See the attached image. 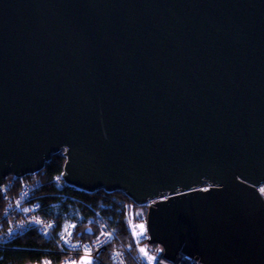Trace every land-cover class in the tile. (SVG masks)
<instances>
[{
	"label": "water",
	"instance_id": "95a60500",
	"mask_svg": "<svg viewBox=\"0 0 264 264\" xmlns=\"http://www.w3.org/2000/svg\"><path fill=\"white\" fill-rule=\"evenodd\" d=\"M61 151L169 263L264 264V0H0V188Z\"/></svg>",
	"mask_w": 264,
	"mask_h": 264
},
{
	"label": "trees",
	"instance_id": "16d2710c",
	"mask_svg": "<svg viewBox=\"0 0 264 264\" xmlns=\"http://www.w3.org/2000/svg\"><path fill=\"white\" fill-rule=\"evenodd\" d=\"M65 162L66 157L61 151L47 162L43 171L24 178L6 179L5 190L0 188V234L10 228V219H14L13 215L8 217L5 213L9 201L16 197L26 183L39 179L40 185L34 192L33 201L41 205L39 212L44 218H51L58 223V229L70 219H74L79 222L82 239H91L93 235L89 230L97 231L100 226L106 225L115 232L116 239L101 255V262H90L111 264L112 248H126L132 244L126 219V204L132 201L120 191L109 193L103 189L88 193L67 186L59 179L63 174ZM90 220L93 223L89 224ZM58 249L56 237L48 240L38 233L36 228H29L23 234L14 235L0 249V264H41L44 261L60 264L64 255H61Z\"/></svg>",
	"mask_w": 264,
	"mask_h": 264
},
{
	"label": "built area",
	"instance_id": "2783aa9c",
	"mask_svg": "<svg viewBox=\"0 0 264 264\" xmlns=\"http://www.w3.org/2000/svg\"><path fill=\"white\" fill-rule=\"evenodd\" d=\"M62 175L59 179L66 184ZM39 185V179L26 183L16 197L9 201L5 213L8 217L13 215L14 219H10V228L0 234V249L14 235L23 234L29 228H36L38 233L43 234L48 240L57 238L58 251L64 255L60 264H77L83 257L91 258L92 263L101 262V255L116 239L115 232L106 225L100 226L97 231L89 230L93 235L91 239H82L79 222L74 219H70L62 225L61 229H58V223L51 218H44L39 212L41 205L33 201L34 192ZM257 190L264 200V185L258 186ZM168 198L167 196L162 200ZM152 203L149 202L145 206H138L134 202L126 204V219L132 244L126 248L118 246L112 248L111 264H171L163 258L165 255L163 246L148 241L151 236L148 229L147 213ZM91 223L93 221L90 220L89 224ZM173 261L172 264H204L199 257L195 255L191 257L185 252H180ZM43 264L53 263L44 261Z\"/></svg>",
	"mask_w": 264,
	"mask_h": 264
},
{
	"label": "rangeland",
	"instance_id": "374dc122",
	"mask_svg": "<svg viewBox=\"0 0 264 264\" xmlns=\"http://www.w3.org/2000/svg\"><path fill=\"white\" fill-rule=\"evenodd\" d=\"M258 187V186H257ZM207 188H209V186H203V189H207ZM140 208V207H139Z\"/></svg>",
	"mask_w": 264,
	"mask_h": 264
},
{
	"label": "snow or ice",
	"instance_id": "6c2138e0",
	"mask_svg": "<svg viewBox=\"0 0 264 264\" xmlns=\"http://www.w3.org/2000/svg\"><path fill=\"white\" fill-rule=\"evenodd\" d=\"M143 251V250H142ZM89 264H90V262H89Z\"/></svg>",
	"mask_w": 264,
	"mask_h": 264
}]
</instances>
